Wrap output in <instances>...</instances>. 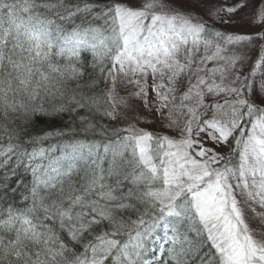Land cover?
I'll use <instances>...</instances> for the list:
<instances>
[{"label":"snow or ice","instance_id":"1","mask_svg":"<svg viewBox=\"0 0 264 264\" xmlns=\"http://www.w3.org/2000/svg\"><path fill=\"white\" fill-rule=\"evenodd\" d=\"M19 170L0 264H264V0H0Z\"/></svg>","mask_w":264,"mask_h":264},{"label":"trees","instance_id":"2","mask_svg":"<svg viewBox=\"0 0 264 264\" xmlns=\"http://www.w3.org/2000/svg\"><path fill=\"white\" fill-rule=\"evenodd\" d=\"M106 91V89H105ZM102 123H106V121H102ZM69 125V118L65 117L63 121H56L54 122L51 127L56 128V129H63L66 133V137H61L59 140L56 141H48L45 143L44 147H49L53 146L56 147L58 145L68 143L69 141H74V140H80L84 142H93V141H99L100 136L99 132L94 130V131H88L85 132L82 128H79L76 125ZM42 128L49 127V123H43L40 125ZM111 127V126H110ZM121 127V126H118ZM24 147L28 148L29 151L32 150V145H30L29 140L27 137L24 138ZM57 155L59 154V151L57 150ZM31 177L30 175H25L22 170H19L17 176L11 177L10 180L7 181L8 183V190L5 191L3 186L0 185V200H5V201H20V197L23 194V189L21 184L28 183L30 181ZM0 181H3V175H0Z\"/></svg>","mask_w":264,"mask_h":264},{"label":"rangeland","instance_id":"3","mask_svg":"<svg viewBox=\"0 0 264 264\" xmlns=\"http://www.w3.org/2000/svg\"><path fill=\"white\" fill-rule=\"evenodd\" d=\"M117 126H121V127H123V125H117Z\"/></svg>","mask_w":264,"mask_h":264}]
</instances>
